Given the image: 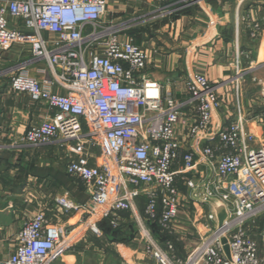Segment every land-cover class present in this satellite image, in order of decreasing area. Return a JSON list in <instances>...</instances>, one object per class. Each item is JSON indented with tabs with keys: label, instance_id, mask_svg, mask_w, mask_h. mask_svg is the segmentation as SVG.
<instances>
[{
	"label": "built area",
	"instance_id": "2783aa9c",
	"mask_svg": "<svg viewBox=\"0 0 264 264\" xmlns=\"http://www.w3.org/2000/svg\"><path fill=\"white\" fill-rule=\"evenodd\" d=\"M106 8L107 0L0 4V54L13 44L28 45L33 61H44L51 78L40 83L24 73L11 77L14 93L56 110L52 118L28 128L24 147L63 148L66 175L80 181L88 195L78 205L64 198L55 201L61 213L87 215L77 229L64 234L36 212L19 228L13 250L0 264H51L84 231L101 237V222L118 229L122 212L134 219L144 254L159 264H264L247 231V225L264 214V140L243 133L235 122L217 130L214 143L201 147L209 141L213 112L221 108L218 90L227 82L233 85L238 107L244 72L236 66L234 78L218 84L194 74L185 82V100L163 97L161 85L144 74L148 55L131 38L122 39L125 24L103 20ZM7 17L21 21L26 33L11 27ZM247 27L249 37L258 39L260 25ZM44 33L50 38L44 39ZM55 85L64 94L53 93ZM261 104L264 127V96ZM187 142L191 145L185 150ZM198 164L215 177L207 181L211 188L200 194L195 180L185 177ZM179 178L190 198L201 204L217 200L227 208L221 226L203 229L184 259L174 256L169 241L161 247L149 229L155 223L161 234L173 233L180 207ZM139 197L145 199L142 215L136 205Z\"/></svg>",
	"mask_w": 264,
	"mask_h": 264
},
{
	"label": "crops",
	"instance_id": "0c3cea01",
	"mask_svg": "<svg viewBox=\"0 0 264 264\" xmlns=\"http://www.w3.org/2000/svg\"><path fill=\"white\" fill-rule=\"evenodd\" d=\"M9 1L0 0V4ZM183 0H107L103 20L109 24H125L122 39L131 38L149 57L144 74L161 85L162 96L178 101L186 99L185 82L194 74L218 84L234 78L236 66L244 72L239 80V106L234 101V88L228 82L218 90L221 108L212 114L210 131L201 147L216 141L217 130L237 122L243 133L264 140L261 123V100L264 96V0H206L182 4ZM11 27L25 32L23 23L7 17ZM249 23H258L260 36L249 37ZM26 33V32H25ZM44 39L50 35L42 34ZM237 64V65H236ZM24 73L40 83L49 77L44 61L35 62L28 45L13 44L0 54V263L15 245L19 228L36 212L64 233L73 231L87 215L82 212L64 214L57 210L56 199H67L74 205L88 200L83 184L66 175V151L59 146L35 149L24 147L23 136L29 127L54 116L56 110L34 103L27 96L11 90V77ZM53 93L64 94L57 85ZM183 115L189 111L183 108ZM178 132L181 127L177 126ZM191 143H185L188 150ZM185 177L195 180L196 193L211 188L214 172L198 164ZM181 178V176H180ZM177 180L180 207L170 235L161 234L157 224L149 229L159 245L169 241L174 256L184 259L197 246L199 233L217 225L208 215H217L226 205L217 200L200 203L190 198L191 192ZM144 197L137 199L142 215ZM213 216V215H212ZM101 237L88 230L79 235L57 255L51 264H159L144 254L134 219L129 212L120 213V225L112 230L100 223ZM247 231L264 259V214L247 225Z\"/></svg>",
	"mask_w": 264,
	"mask_h": 264
},
{
	"label": "water",
	"instance_id": "95a60500",
	"mask_svg": "<svg viewBox=\"0 0 264 264\" xmlns=\"http://www.w3.org/2000/svg\"><path fill=\"white\" fill-rule=\"evenodd\" d=\"M212 215H213V220H215V221L217 220L216 221L217 222V226L220 227L222 222L226 218V212L223 210L222 212L218 213L217 215H214V214H212ZM221 242H222V244H224L225 240L222 239ZM224 251H225L226 254L228 253L226 246H224Z\"/></svg>",
	"mask_w": 264,
	"mask_h": 264
},
{
	"label": "rangeland",
	"instance_id": "374dc122",
	"mask_svg": "<svg viewBox=\"0 0 264 264\" xmlns=\"http://www.w3.org/2000/svg\"><path fill=\"white\" fill-rule=\"evenodd\" d=\"M256 242V241H255Z\"/></svg>",
	"mask_w": 264,
	"mask_h": 264
}]
</instances>
